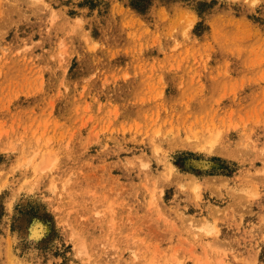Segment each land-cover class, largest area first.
<instances>
[{
    "label": "rangeland",
    "instance_id": "374dc122",
    "mask_svg": "<svg viewBox=\"0 0 264 264\" xmlns=\"http://www.w3.org/2000/svg\"><path fill=\"white\" fill-rule=\"evenodd\" d=\"M0 264H264V0H0Z\"/></svg>",
    "mask_w": 264,
    "mask_h": 264
}]
</instances>
